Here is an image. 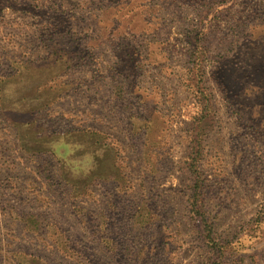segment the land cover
<instances>
[{"label": "rangeland", "instance_id": "obj_1", "mask_svg": "<svg viewBox=\"0 0 264 264\" xmlns=\"http://www.w3.org/2000/svg\"><path fill=\"white\" fill-rule=\"evenodd\" d=\"M0 264H264V0H0Z\"/></svg>", "mask_w": 264, "mask_h": 264}, {"label": "trees", "instance_id": "obj_2", "mask_svg": "<svg viewBox=\"0 0 264 264\" xmlns=\"http://www.w3.org/2000/svg\"><path fill=\"white\" fill-rule=\"evenodd\" d=\"M194 211H195L196 215L198 216V217H197V222H199V223H201V224H204L202 228H201V226H199V231L202 232V231L205 230V229L211 230V229L209 228V226H206V224H205L206 222H205V218H204V216H203V213H201L198 209H196V210H194ZM214 254L216 255L217 252L214 251Z\"/></svg>", "mask_w": 264, "mask_h": 264}]
</instances>
